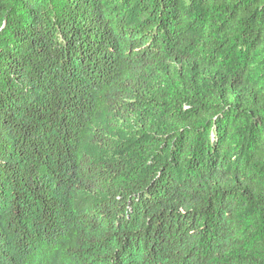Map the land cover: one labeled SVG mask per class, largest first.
<instances>
[{"label": "trees", "instance_id": "trees-1", "mask_svg": "<svg viewBox=\"0 0 264 264\" xmlns=\"http://www.w3.org/2000/svg\"><path fill=\"white\" fill-rule=\"evenodd\" d=\"M0 264H264V0H0Z\"/></svg>", "mask_w": 264, "mask_h": 264}]
</instances>
